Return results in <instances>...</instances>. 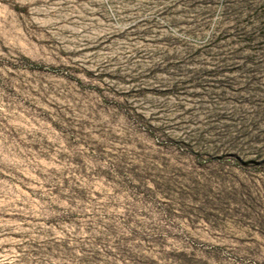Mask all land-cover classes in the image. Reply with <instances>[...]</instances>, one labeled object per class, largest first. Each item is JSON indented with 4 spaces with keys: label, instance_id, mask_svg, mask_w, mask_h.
Returning <instances> with one entry per match:
<instances>
[{
    "label": "rangeland",
    "instance_id": "374dc122",
    "mask_svg": "<svg viewBox=\"0 0 264 264\" xmlns=\"http://www.w3.org/2000/svg\"><path fill=\"white\" fill-rule=\"evenodd\" d=\"M0 264H264V0H0Z\"/></svg>",
    "mask_w": 264,
    "mask_h": 264
}]
</instances>
